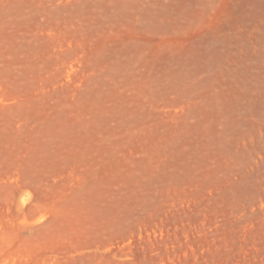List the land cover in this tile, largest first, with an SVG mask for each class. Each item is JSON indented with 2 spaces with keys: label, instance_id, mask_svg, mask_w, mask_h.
Wrapping results in <instances>:
<instances>
[{
  "label": "rangeland",
  "instance_id": "obj_1",
  "mask_svg": "<svg viewBox=\"0 0 264 264\" xmlns=\"http://www.w3.org/2000/svg\"><path fill=\"white\" fill-rule=\"evenodd\" d=\"M0 264H264V0H0Z\"/></svg>",
  "mask_w": 264,
  "mask_h": 264
}]
</instances>
